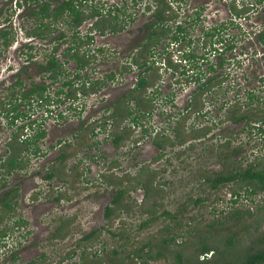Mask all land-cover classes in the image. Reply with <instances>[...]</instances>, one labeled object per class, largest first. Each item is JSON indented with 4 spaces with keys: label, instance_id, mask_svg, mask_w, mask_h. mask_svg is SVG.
<instances>
[{
    "label": "rangeland",
    "instance_id": "374dc122",
    "mask_svg": "<svg viewBox=\"0 0 264 264\" xmlns=\"http://www.w3.org/2000/svg\"><path fill=\"white\" fill-rule=\"evenodd\" d=\"M86 1L88 6L104 9L116 6L123 29L110 31L108 18L102 22L103 33L89 27V20L75 30L82 41L87 32L93 36L79 47L80 56L92 55L89 68L78 72V83L105 78L110 72L113 79H104L103 86L86 83V89L93 92L74 101L77 109L62 108L66 110L62 116L55 111L41 116L44 106L35 103L25 107L33 112L31 119L42 121L46 136L38 141L37 152L33 146L21 149L20 168L7 174L5 162L0 166V197L8 189L16 193L10 199L11 211L6 213L0 206V227L8 228L0 243V264H178V253L183 255L181 264H188V257L197 253L200 233L203 237L207 233L205 241L218 246L232 235L239 239L236 248L241 251L264 246L263 194H249L238 180L217 187L205 180L228 168L242 171L258 163L264 167V132L257 129L259 123L249 132L250 122L232 123L225 118V110L236 100L241 109L259 106L264 127V58L255 38L264 28L260 4L257 0H160L163 7L170 6L172 18L168 31L150 51L153 67L142 74L147 86L133 91L142 69L132 59L143 60L144 23L149 19L146 7L153 0ZM232 1L252 3L254 8L245 17H233L229 11ZM59 2L50 1L52 5ZM35 7L23 0H0V27L11 30L13 36L5 49L0 38V101L8 99L10 84L20 69L26 86L45 83L49 94L56 90L65 78L51 81L49 72H42L39 65L51 55L61 31L66 38L59 41L55 54L64 62L68 79L73 78L75 62L66 52L60 54L73 31L60 18L45 39L28 36L35 24L30 10ZM210 26L219 29L211 37L218 50L200 44ZM227 42L233 48L221 52ZM210 65L215 70L208 72ZM199 75L203 79L220 75L224 82L197 97L204 103L201 111L186 112L196 87L193 78ZM125 107L133 110L131 115L119 113H125ZM141 110L146 114H140L138 124L132 125L130 120ZM112 111L119 114L111 117ZM178 118L179 138L175 139ZM27 119L10 126L9 118L0 113V163L9 153L10 137L35 131L15 129ZM203 125L210 128L205 134ZM126 127L129 131L122 133ZM195 129L198 135L193 138L189 135ZM116 131L121 135L117 142ZM185 134L188 138L180 141ZM155 140L163 145L156 146ZM60 152L64 154L61 158ZM143 183L151 186L149 197L144 195ZM118 189L123 194L113 204ZM233 191H245L247 199L238 196L232 203ZM107 205L113 208L108 218ZM235 209L238 216L227 218ZM21 220L25 223L18 224ZM11 253L16 259L10 258ZM213 256L201 253L198 260ZM229 257L225 254L216 261L222 264Z\"/></svg>",
    "mask_w": 264,
    "mask_h": 264
},
{
    "label": "trees",
    "instance_id": "16d2710c",
    "mask_svg": "<svg viewBox=\"0 0 264 264\" xmlns=\"http://www.w3.org/2000/svg\"><path fill=\"white\" fill-rule=\"evenodd\" d=\"M40 1H42L40 3ZM51 0H23L24 3L27 5H35L36 7L32 9L31 15L34 16L36 24L35 27L32 29V31L28 32V34H35L40 36L41 38L47 37L51 32L55 30L54 23H56L60 18L64 23L69 26V28L72 31H75L78 26L88 19H94V27L97 28L101 33H103V29L101 27L102 22L107 20L109 18V21L107 22L110 31H118L121 29V25H119L118 20L119 17L117 15V8L116 6H111L109 8H103V7H97V5H87L86 0H60L61 2L55 5H52L50 3ZM153 5H147L146 9L150 12L151 18L148 21L149 23L146 24V36H145V44H144V50L145 54L143 55V61H138V59L135 57L132 59V62L136 63L140 67L146 66V58L148 52L150 51V47H154L158 42L159 39L162 37L164 32L168 31L169 25L167 24L168 21L171 20L172 15L169 11V5L165 8L161 5L160 0H153ZM106 18V19H105ZM47 20L44 22V20ZM178 30H180V27H177ZM64 33L61 32L60 36H62ZM77 35V34H76ZM60 36L58 38H60ZM0 38L2 39L1 46H8L12 41L11 36V30L9 29H0ZM75 34H73V45H71L68 48V52L75 49L77 47ZM171 38L176 40V34H172ZM260 41L264 44V32L259 34ZM57 49V45L53 47L52 54ZM71 59L75 60L78 65H84L88 63V57L83 55H77V52H70L68 53ZM59 60L53 56H49L46 59V66L43 64V69L46 70V72H49V78L51 81H57L60 80L59 76L61 77L64 72H62L61 65L62 63L58 62ZM150 69V67H147L143 70L145 72L146 70ZM113 78V74H108L106 78ZM214 78H210L209 82L213 80ZM97 83L103 86L105 83L102 82H94L92 86H97ZM147 79L146 76L142 75V72L139 73L138 76V82L136 85L137 89H142L147 86ZM23 81L21 79L16 80L15 83L11 85V92L7 96L8 99L3 101H0V113H3L6 118L10 119V126H12L17 118H24L27 116V113L25 110H21L20 107L22 105H31L32 102L36 103L38 106H44V111H49V106L51 105V97H58L61 94H67V96H71L74 94V80H68L63 82L62 86H59L54 91V96L49 94L46 89L45 84L41 83H33L30 88L25 89V84H23ZM210 84V83H209ZM85 87V86H84ZM204 87V86H203ZM20 93V95L18 94ZM66 96V95H65ZM129 98L135 99L134 95H129ZM61 100V98L59 99ZM124 106V105H123ZM124 108V107H120ZM126 112L120 111L122 116L131 115L133 110H131L129 107H125ZM118 113V114H119ZM117 111H112L110 113L111 117H115L118 115ZM136 117V116H135ZM135 117H132L134 119ZM244 117H249V114L246 112H238L234 110V113H228L226 116V120H230L233 122H237L240 119ZM131 119V120H132ZM35 119H30L27 121V123H24L22 125H19L16 127V129H23L25 127L32 128L33 125L35 127L34 133L31 136H27L23 140H19L17 137H10L8 141V155L6 159H4L0 166H7V174L11 173L13 170L20 168L22 165L19 163V154L21 149H27L30 146H33V152H37L38 145L37 141L44 138L46 135L45 128L42 127L41 123H36ZM209 126L206 127V129L203 131L202 134H205L209 131ZM176 130V137L179 138V129ZM129 129L126 127L123 129L122 133L128 132ZM115 137L114 140L117 142L121 138V135H118L117 131L114 133ZM198 135L197 130H193L192 133H190L189 136ZM188 138V134H185L180 138V141H184ZM156 144L162 146L163 144L156 142ZM226 148H228V142L225 143ZM231 153L234 152V149L229 150ZM62 153L60 155L63 156ZM226 157H229L228 155H225ZM258 163L257 165L249 164L247 168H245L242 171H235L232 169H224L221 172L216 173L213 177L206 176L205 180L209 182V185L211 187H217L218 185H223L228 181H239V185L241 187L245 188V191L248 192L251 195H256L259 193H262L261 195V209H264V167H260ZM225 166V165H224ZM225 168V167H224ZM49 177L52 176V173L50 172ZM143 189H144V195L145 197H149V192L151 190V186L148 184L143 183ZM234 193L232 194V203L237 202V197L239 198L241 196L246 197L247 194L245 193ZM15 189H8L2 197H0V206L4 212H9L13 208V203H11V198L13 195H15ZM123 194L122 189H118L115 197L113 198V203L117 204V202L120 201V198ZM197 201H200V199H197ZM145 209V208H144ZM113 210L112 207L107 206L105 209V216L108 218L111 214V211ZM246 213H250L249 210L245 211ZM239 211L235 209L233 212H229L227 215V218L233 219L238 216ZM24 222V221H23ZM22 222V223H23ZM17 223V222H14ZM21 223V222H20ZM25 223V222H24ZM19 224V222H18ZM8 228L6 226L0 227V243L4 240V237L6 236V233ZM202 234V233H200ZM198 234L197 237L199 238V247L197 248V253L195 254V257L192 255L188 257V264H218V259L222 258L223 255L230 256L229 259H226V261L222 264H264V246L255 248V249H248L244 250L236 248L237 244H239V239H235L232 235H227L224 238V242L221 246L216 245L217 243H213L211 240L205 241L207 233H204L205 237ZM236 248V249H235ZM250 248V247H249ZM234 251V252H233ZM204 253H210L211 256L214 254V256L211 258H207L205 261H199L198 255ZM179 257L176 259L178 261V264H181L183 261V255L178 253ZM17 255L15 253H11L12 260L16 259Z\"/></svg>",
    "mask_w": 264,
    "mask_h": 264
},
{
    "label": "flooded vegetation",
    "instance_id": "af4514ba",
    "mask_svg": "<svg viewBox=\"0 0 264 264\" xmlns=\"http://www.w3.org/2000/svg\"><path fill=\"white\" fill-rule=\"evenodd\" d=\"M61 2V1H60ZM59 2V3H60ZM257 2L260 4V7H261V11H262V13H263V15H264V0H257ZM111 6H114V5H110L109 7H111ZM108 7V8H109ZM253 7V4L251 3V4H241V5H238V4H236L235 3V1H232V4L230 5V8H229V11H230V13H231V15L233 16V17H245L248 13H250V11H251V9H253L252 8ZM30 11H32V10H30ZM117 12H118V9H117ZM247 13V14H246ZM30 14H31V12H30ZM32 16V15H31ZM34 17V16H33ZM130 18H133V17H130ZM150 18H151V15H150V12H149V19L144 23V29H145V27H146V24L147 23H149L148 21L150 20ZM97 18H94V19H88L89 21H91V24L89 25V27H91L92 29H95V28H93L94 27V20H96ZM7 20V19H6ZM34 21H35V18L33 19ZM46 20V19H45ZM47 21V20H46ZM46 21H44V22H46ZM86 21H83L79 26H78V28L77 29H79L81 26H82V24H84ZM118 22H119V20H118ZM35 24H36V21H35ZM35 24H34V27H35ZM67 24V23H66ZM33 27V28H34ZM121 27V29L120 30H118V31H112V32H119V31H121L123 28H122V25L120 26ZM177 27H178V25H177ZM180 27V26H179ZM32 28V29H33ZM218 27H215V26H210L209 28H207L203 33H202V35H201V40H202V42L200 43L204 48H206L207 46H209V48H210V50H218V48L217 47H215V45H213L214 44V42L212 41V39H211V37L213 38L214 36H215V30H219V29H217ZM0 29H1V27H0ZM32 31V30H31ZM28 32H30V31H27V35L28 36H38V35H35V34H28ZM61 32H63V31H61ZM60 32V33H61ZM98 32H100L99 30H98ZM262 32H264V28L262 29V30H259V31H257L256 33H255V38L260 42V44L262 45V54H263V58H264V44L260 41V39H259V34L260 33H262ZM60 33H59V35H58V37L60 36ZM64 33V32H63ZM78 31H73L72 33H71V39H70V42H69V45H67V47H66V49H65V51H62L60 54H65V52H66V55L69 57V59L70 60H73V59H71L70 58V56L68 55V53H70V52H77V55H79V47H80V44H86L87 42H90L92 39H93V36H92V34H90V32H87L86 34H85V41H82V38L78 35ZM101 33V32H100ZM12 34V33H11ZM73 34H75V37L76 38H74V39H76V45H77V47L74 49H72V50H70L69 52H68V48L71 46V45H73ZM77 34V35H76ZM145 34H146V29H145ZM12 36V35H11ZM49 36V35H48ZM47 36V37H48ZM145 36L146 35H144V38H143V41H142V49H141V52H142V56L145 54V50H144V44H145ZM40 39H45V38H41L40 36H38ZM56 38V40H57V42H56V44L55 45H53V47H55L56 45H57V49L55 50V52H57V50H59V45H60V43H59V41L61 40V39H63V38H66V35H65V33L62 35V36H60V38ZM172 39V38H171ZM159 40H161V39H159ZM12 42H13V36H12V41H11V43L8 45V46H6V47H4V46H2L4 49L5 48H8L9 46H11V44H12ZM53 47H52V51H53ZM77 48H78V50H77ZM154 47H150V51L153 49ZM233 48V46H232V44H231V42H227L225 45H224V48H223V50H221V52L222 51H226V50H231ZM97 50H99V51H101L102 49H100V48H97ZM148 52L149 54H147V58H146V61H147V63H146V66L145 67H140V66H138L137 65V67L140 69H142V71H139L138 72V74H137V81H136V84L134 85V87H133V91H137V90H140V89H137L136 88V85H137V82H138V76H139V73H141L142 72V74L144 73L143 72V70L145 69V68H147V67H153V54L152 55H150L151 54V52ZM55 52L52 54V52H51V57H53V56H55L58 60H59V55H56L55 54ZM83 55V54H82ZM84 55L86 56V57H88V63H86V64H84V65H78L77 64V62L75 61V60H73L74 62H75V72H74V74H73V78L72 79H68L69 78V73H67V72H65V68H64V62H62V61H58V62H60V63H62V65H61V69H62V72H64V74L60 77V78H65L64 80H62L61 82H60V84L58 85V87L59 86H62V84H63V82H65V81H68V80H74V85H73V89H74V94H72L71 96H67V94H61L58 98L60 99L61 98V100H59V99H57L56 97H51V105L49 106V111H42L41 113V116L42 115H46V116H48L49 114H51V113H53V111H55V113H57L58 114V116H62L63 114H64V112L66 111V110H63L64 109V107H67V108H71V107H74L75 109H77V107L75 106V105H73L74 104V101L79 97H81V95H85V94H90L91 92H93V90L91 91V90H87L86 89V87H87V85L89 84L90 86H92V84H94V82H96V81H98V82H100V83H102V82H104V83H106V76H105V78L104 77H100V78H96V79H93V80H91V81H88V79L86 78V80L85 81H83L82 83L80 82V84L78 83V77H79V74H78V72L81 70H85V69H87V68H89V67H87L88 66V64L90 63V55H92L90 52H85L84 53ZM49 57V56H48ZM48 57H46V59L48 58ZM148 57H152V59H151V62H149L148 61ZM68 60V59H67ZM144 60V59H143ZM142 60V61H143ZM45 62H46V60H45ZM45 62L43 63L44 64V66H46V64H45ZM43 64H41V65H39V67H40V70L43 72H46V70L45 69H43ZM209 67V66H208ZM149 70V69H148ZM212 70H215V68H213L212 67V65H210V67H209V69H208V72H211ZM21 71H23V69H20V70H17L16 72H15V74H16V80H18V79H21V81H23V78H22V75H21ZM187 71V70H186ZM111 73V72H110ZM110 73H108V74H110ZM107 74V75H108ZM65 76V77H64ZM108 78H110V77H108ZM210 78H214L213 80H211L210 82H209V79ZM223 77H220V75H214V76H210V77H207V78H205V79H203V76L201 75H199V76H196L195 78H193V82L196 84L195 86V89H194V91L192 92V95H191V99H190V101H189V103H187L186 104V109H185V107H184V109H185V111L187 112L188 110H195V111H201L202 109H203V102L202 101H200V102H198V98L197 97H199V99H200V97L202 96V94L204 93V92H206V91H208V90H210L211 88H214L216 85H220L222 82H224V79H222ZM105 79V80H104ZM110 79H113V78H110ZM16 80L13 82V83H15L16 82ZM108 80V79H107ZM12 83V84H13ZM33 83H35V82H33ZM86 83H88V84H86ZM210 83V84H209ZM12 84H10V91H9V93L11 92V90H13V88H11V85ZM23 84H25L24 83V81H23ZM23 84H22V86H23ZM42 84V83H41ZM43 84H45V83H43ZM98 85H100L99 83H97ZM86 85V86H85ZM32 86V85H31ZM31 86H26L25 85V89H27V88H30ZM85 86V87H84ZM204 86V87H203ZM57 87V88H58ZM93 87H94V85H93ZM56 88V89H57ZM9 93H8V95H9ZM19 95H20V93H18ZM54 96V92L53 93H51V96ZM66 95V96H65ZM149 96H151V95H149ZM254 96V94L253 93H251V98ZM149 99V103H152L153 101V99H152V97L151 98H148ZM148 103V104H149ZM36 104V103H35ZM234 105H232V108L233 107H235V110L236 111H240V109L242 108L241 107V103L239 102V101H236L235 100V103H233ZM32 105H33V102H32V104L31 105H22L21 107H20V109H22V111L23 110H25L26 108L25 107H27V106H29V107H32ZM37 105V104H36ZM243 105V104H242ZM251 105V104H250ZM202 107V108H201ZM244 107V106H243ZM63 108V109H62ZM232 108H231V106L229 107V108H225L226 110H225V112H227V113H229L231 110H232ZM250 109V110H249ZM242 111L241 112H246V113H248L249 114V117H244V118H242V119H240L239 121H237V122H233V121H230V120H228V121H230V122H232V123H239V122H244V123H247V122H250L249 123V125H252V126H250L251 128L249 129V132H251L253 129H255L253 126H256L257 125V123H259V125L257 126V129H259L260 131H263L264 132V127H262V123H261V119H263V116L261 115L260 116V114H263V112H262V109H260V107L259 106H257V105H254V107L253 106H250V108L249 107H245L244 109H241ZM26 111V110H25ZM251 111H252V113H251ZM185 112V113H186ZM250 112V113H249ZM26 113H27V116L26 117H24V118H17L16 120H25V119H27V118H29V119H27V121L28 120H30L31 118H33V117H31V116H33V112L31 113H28L27 111H26ZM3 114V113H2ZM138 115L135 117V116H133V117H135L134 119H132V120H130V122H131V124L132 125H137L138 124V117L140 118V114H142V115H144V114H146L143 110H141V112L140 111H138V113H137ZM4 115V114H3ZM187 115H189V113H187V114H185V115H183V116H187ZM226 118V117H225ZM11 118L9 117V120H10ZM16 120H15V122H16ZM36 121V123H37V119H35ZM27 121H24L23 123H21V124H19V125H22V124H24V123H27ZM180 120H179V118H178V120H177V122L175 123V126H174V133L176 132V126H177V123L179 122ZM15 122H14V124H15ZM38 123H41V125H42V121L41 122H38ZM261 123V124H260ZM13 124V125H14ZM19 125H16V127L17 126H19ZM15 126V125H14ZM16 127H15V129H16ZM43 127V126H42ZM206 127H208L207 125H203V126H201V128H203L202 130L204 131L205 129H206ZM25 128H28V127H25ZM44 128V127H43ZM24 129V128H23ZM28 129H31V130H33V129H35V127H34V125H33V127L32 128H28ZM195 130H198V129H195ZM193 131V130H192ZM122 132V131H121ZM33 133H34V131H33ZM32 133V134H33ZM32 134H30V133H27V134H21V138L18 136V139L19 140H23L24 138H26L27 136H31ZM119 135V134H118ZM125 134H123V136H124ZM46 136V135H45ZM122 136V137H123ZM15 137H17V136H15ZM43 139V138H42ZM42 139H40V140H42ZM175 139H176V136H175ZM172 140L171 142H176V140ZM40 140H38V141H40ZM167 140H169V138H166L165 139V141H167ZM38 141H37V143H38ZM164 141V142H165ZM156 142H158V143H160L159 141H154V144L156 145V146H160V145H158V144H156ZM61 146V144H59V147ZM27 149H29V148H27ZM38 149H39V147H38ZM63 152H60V154L59 155H61ZM112 202H113V200H112ZM114 204V203H113ZM107 206H110V205H107ZM106 206V207H107ZM106 207H105V209H106ZM111 207V206H110ZM18 222H23V220H21V221H18ZM25 222V221H24ZM23 222V223H24ZM17 226V225H16Z\"/></svg>",
    "mask_w": 264,
    "mask_h": 264
}]
</instances>
